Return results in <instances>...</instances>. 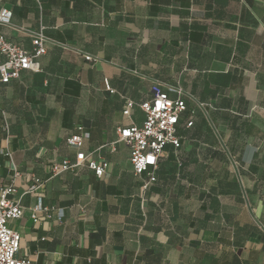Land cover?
I'll return each instance as SVG.
<instances>
[{
  "label": "crops",
  "instance_id": "0c3cea01",
  "mask_svg": "<svg viewBox=\"0 0 264 264\" xmlns=\"http://www.w3.org/2000/svg\"><path fill=\"white\" fill-rule=\"evenodd\" d=\"M1 8L13 12L12 26H0L10 42L31 50L39 32L51 41L41 72L0 84V185L12 180L8 147L21 173L15 198L25 213L11 223L20 258L264 264V0H0ZM156 83L193 98L181 148L164 151L143 193L129 148L110 145L119 128L142 125L138 107L123 116L125 103L151 100ZM78 126L90 134L81 151L109 163L102 178L86 166L51 176L53 164L76 160L66 139ZM36 180L42 187L26 194ZM39 198L51 218L35 224Z\"/></svg>",
  "mask_w": 264,
  "mask_h": 264
},
{
  "label": "built area",
  "instance_id": "2783aa9c",
  "mask_svg": "<svg viewBox=\"0 0 264 264\" xmlns=\"http://www.w3.org/2000/svg\"><path fill=\"white\" fill-rule=\"evenodd\" d=\"M13 12L6 8L0 9V26L11 27ZM32 49L26 50L21 46L10 42L6 37L0 35V84L9 85L12 81L18 80L23 72H41L40 59L48 52L50 40L43 32L32 34ZM86 61L93 62L92 56H84ZM106 88L111 91L109 83L105 81ZM151 100L142 104L133 101H126L123 116L131 119L132 112L138 107L144 114L145 119L141 126L134 123L127 127L118 129V139L110 146L115 151L116 145L124 143L129 148L130 163L134 176L141 182L143 193L148 191L157 183V172L159 170L160 158L168 147L175 152L182 146V138L179 135L178 127L182 117L189 112L187 96L184 90L177 87L162 89L161 84L156 83L152 89ZM175 94L176 98L170 97ZM203 107V104H198ZM194 111H191L193 114ZM193 126V122L187 123V127ZM5 142L9 144L11 139L10 126L4 117ZM90 134L83 126H78L76 132L66 139L68 148L77 151L76 160H64L61 163L53 164L51 176L58 177L67 172H73L83 166L94 172L97 178H102L109 168V163L98 162L82 152V148ZM1 155L9 162V169L12 180L8 185H0V264H32L27 258H20L21 235L12 229L11 223L24 217V207L21 198L16 199L15 181L21 176L13 161V155L8 147L1 151ZM237 165V163H234ZM42 187L36 180L28 188L26 194L34 193ZM44 214L51 218V209L44 206L42 198L38 199L37 205L32 209L31 218L35 224L39 223V217ZM58 220L64 218L63 210L57 212Z\"/></svg>",
  "mask_w": 264,
  "mask_h": 264
}]
</instances>
